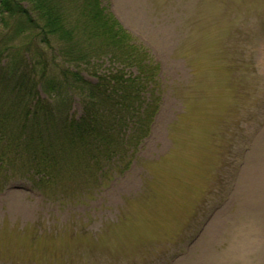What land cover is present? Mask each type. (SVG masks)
I'll return each mask as SVG.
<instances>
[{
  "label": "rangeland",
  "instance_id": "obj_1",
  "mask_svg": "<svg viewBox=\"0 0 264 264\" xmlns=\"http://www.w3.org/2000/svg\"><path fill=\"white\" fill-rule=\"evenodd\" d=\"M101 7L132 40L139 64L100 56L79 71L144 78L142 95L158 107L150 134L126 148L109 141L107 150L80 156L78 170L66 164L81 177L65 190L46 184L42 193L22 178L28 174L2 169L0 264H264V0H101ZM4 18L0 40H12L0 47L29 58L28 35ZM18 100L8 104L13 112L33 104L22 93ZM81 103L72 95L65 111L78 118ZM1 143L10 156L14 148ZM99 165L107 179L80 191V170L96 173Z\"/></svg>",
  "mask_w": 264,
  "mask_h": 264
},
{
  "label": "trees",
  "instance_id": "obj_2",
  "mask_svg": "<svg viewBox=\"0 0 264 264\" xmlns=\"http://www.w3.org/2000/svg\"><path fill=\"white\" fill-rule=\"evenodd\" d=\"M6 16L12 18L15 32L28 35L29 58L19 61L8 54V48L0 47V144L14 148L4 157L7 152L0 146V171L23 166L39 176V186L54 190L65 185L59 188L65 190L71 178L63 174L69 173L66 164L78 170L77 164L86 162L80 156L109 141L126 148L148 135L158 107L142 95L144 78L139 84L117 70L107 75H97L93 66L79 71L100 56L118 66L139 64L132 40L114 30L116 25L105 14L101 0H0L2 25L9 21ZM8 38L12 40L2 37L0 42ZM83 72L95 82L87 81ZM38 85L47 100L39 99ZM20 93L33 104L13 112L8 104L12 98L22 104ZM72 95L82 102L78 119H70L65 111ZM93 156L98 161L100 153ZM82 171L87 176L82 188L107 174L101 165L93 176L89 167Z\"/></svg>",
  "mask_w": 264,
  "mask_h": 264
}]
</instances>
